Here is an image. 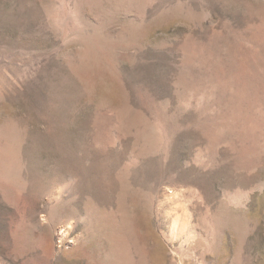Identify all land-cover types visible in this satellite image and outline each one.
Instances as JSON below:
<instances>
[{
  "label": "rangeland",
  "instance_id": "1",
  "mask_svg": "<svg viewBox=\"0 0 264 264\" xmlns=\"http://www.w3.org/2000/svg\"><path fill=\"white\" fill-rule=\"evenodd\" d=\"M0 264H264V0H0Z\"/></svg>",
  "mask_w": 264,
  "mask_h": 264
}]
</instances>
